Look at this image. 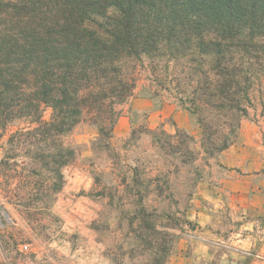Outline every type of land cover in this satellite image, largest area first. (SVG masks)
<instances>
[{
  "label": "rangeland",
  "instance_id": "1",
  "mask_svg": "<svg viewBox=\"0 0 264 264\" xmlns=\"http://www.w3.org/2000/svg\"><path fill=\"white\" fill-rule=\"evenodd\" d=\"M203 60L137 63L112 138L83 123L65 139L77 156L48 208L10 203L0 175V264H264V71L235 56L231 109Z\"/></svg>",
  "mask_w": 264,
  "mask_h": 264
},
{
  "label": "trees",
  "instance_id": "2",
  "mask_svg": "<svg viewBox=\"0 0 264 264\" xmlns=\"http://www.w3.org/2000/svg\"><path fill=\"white\" fill-rule=\"evenodd\" d=\"M240 53L264 71V0H0V139L26 124L0 160L9 202L48 208L77 156L65 139L83 123L112 138L144 57L153 70L166 54L190 63L211 57L201 75L214 74V95L240 110ZM45 176L47 185L37 180Z\"/></svg>",
  "mask_w": 264,
  "mask_h": 264
}]
</instances>
